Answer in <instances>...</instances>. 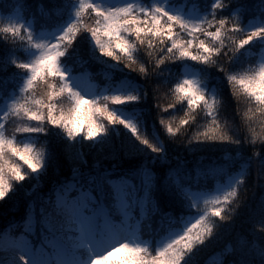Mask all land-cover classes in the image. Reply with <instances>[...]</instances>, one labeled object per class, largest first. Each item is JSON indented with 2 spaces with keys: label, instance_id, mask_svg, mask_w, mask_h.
Masks as SVG:
<instances>
[{
  "label": "trees",
  "instance_id": "obj_1",
  "mask_svg": "<svg viewBox=\"0 0 264 264\" xmlns=\"http://www.w3.org/2000/svg\"><path fill=\"white\" fill-rule=\"evenodd\" d=\"M79 1L0 0V28L8 23H16L10 16L14 11L21 10L23 16L32 23L34 43L36 35L50 33L59 27L67 29L74 23L77 18L72 20L70 15L74 7L79 9ZM143 1L151 3V0ZM174 1L186 5L188 9L199 8L203 13L202 21L210 19L214 14L218 18L234 20L241 26L243 34L256 29L250 26L252 21L264 20V0H224L225 6L219 10L215 7L218 0ZM85 16L86 22L91 24L92 17L87 14ZM239 35L242 34H237L234 39H238ZM33 43L27 42L26 37L24 40L12 41L0 33V102L17 89L28 73L19 64L28 63ZM262 45V37H256L233 55L231 60L222 57L219 63H226L232 74L250 68L257 70ZM142 49L143 46L138 47L135 58L138 63L149 68L151 74L147 77L130 69L123 61L101 53L91 33L84 31L61 57L60 65L68 67L72 73L89 71L101 86L109 88L107 93L95 98L102 99L115 94L140 96L139 100L123 104L109 103V107L123 120L134 123L142 136L161 151H153L149 145L142 143L124 124L108 123L106 132L88 139L83 134L69 137L63 128L51 125L50 122H28L24 126L45 129L28 133L34 137L37 151L42 153V165L36 171L25 166L26 179L13 181L12 190L0 201V236L6 232L15 237L26 233L38 243L45 242L41 233L33 234L27 230V219L33 212V206L40 216L45 217L53 211L50 201L55 199L62 185L80 179L81 184L87 187L93 178H110L129 180L128 188L133 195L136 194L131 199L134 211L132 224H141V234L156 241L199 212L192 193L216 190L227 178L244 170L245 174L230 191H223L219 195L222 198L240 187L239 198L244 202L233 219L222 221L214 217L219 230L216 231L214 227L215 234L206 243L189 252L182 264H220V261L223 264H264V255L259 251H241L238 247L241 237H247L250 241H264V232L257 227L264 224V145L248 141L241 115L247 112V108L244 104L238 105L228 74L217 66L188 58H176L153 65L152 57ZM186 66L199 71L204 82L208 81L206 90H202L206 96L215 97L220 102L217 115L222 126L225 123L233 125L228 133L233 139H192L207 126L206 112L197 116V122L189 128L179 125V119L187 112L186 101L167 108L165 101L174 99L168 89H174L176 83L185 79L183 68ZM123 81H128L130 86L120 92L117 86ZM159 85L162 86L158 93L161 97L160 105L157 100ZM122 111L129 112L132 118H124ZM248 118L253 121L256 132L264 133L261 127L264 116L248 113ZM166 120L174 127L179 126L181 131L169 133L164 123ZM10 125L9 130L21 126L17 120ZM185 132L187 134L184 136ZM24 134L16 131L10 138L19 144L23 142L24 138L21 137ZM77 171L82 176L77 177ZM146 194L147 204L143 209L142 200H139L145 199ZM107 200L114 222L111 230H119L125 224V213L113 207L111 199ZM212 207L211 202L206 204L205 216L211 212ZM54 230L71 246V254H75L76 258L88 260L91 257L88 245L77 247L75 237L78 233L74 228H69L62 218ZM229 246L233 248L232 252H227ZM148 251L158 253L156 247ZM0 264L23 263L16 256L11 258L9 252L0 248Z\"/></svg>",
  "mask_w": 264,
  "mask_h": 264
},
{
  "label": "snow or ice",
  "instance_id": "obj_2",
  "mask_svg": "<svg viewBox=\"0 0 264 264\" xmlns=\"http://www.w3.org/2000/svg\"><path fill=\"white\" fill-rule=\"evenodd\" d=\"M225 6L224 0H218L215 5L219 10ZM92 17L93 22H86V16ZM77 19L61 34L55 42H35L34 47L40 54L31 63H21L19 67L30 73L24 87V94L13 104L12 111L3 117L0 123V201L13 188V181H23L27 177L25 166L33 171L42 165L41 155L31 145H19L10 138L17 128L10 129L14 120L20 122L19 132L34 133L45 131L43 127L24 126L28 122H50L51 125L63 128L69 137L83 134L88 139H94L107 131V124H124L149 145L153 151L161 149L143 137L137 126L123 120L109 107L111 104H123L141 99L138 95H109L102 99H89L76 90L67 79V73L60 67V59L71 47L79 35L90 32L101 53L117 61H123L130 69L139 71L147 77L148 67L137 62L135 53L138 47L152 57L153 65L163 64L176 58H188L217 66L229 76L238 105L244 104L246 113H241L250 143L264 145V133L256 132L253 121L248 113L264 116V63L259 69H248L232 74L226 63L221 64V58L231 60L240 49L248 45L256 37H264V28H256L243 34L241 26L234 20L218 18L215 14L210 19L201 22H189L181 16L173 15L162 7L152 9L140 8L129 4L116 8H105L93 0H80ZM5 38L17 41L24 40L33 43L31 30L23 24L8 23L0 28ZM237 34L238 39H234ZM185 38H181V37ZM203 37V38H201ZM227 44V48H225ZM163 53V55H158ZM155 71V67L152 69ZM161 85L157 87V100ZM174 96L166 100L167 108L174 107L178 102H187V112L179 119V125L191 127L196 123V117L206 112L207 126L204 131L192 139L229 140L233 139L228 133L233 125H221L217 115L220 102L215 97L206 96L198 81L185 78L176 83L174 89H168ZM211 117V119H207ZM169 133L181 131L179 126H173L170 121H164ZM264 128V121L261 122ZM227 130V131H226ZM187 133H184V136ZM190 142V141H189ZM239 142V141H237ZM259 155V153H257ZM77 177L82 173L77 171ZM240 187L222 198L211 201L213 207L207 216L193 223L184 235L179 236L158 253L148 249L122 243L106 254L96 256L92 264H182L184 257L198 245L206 243L218 231V222L233 219L240 205L244 202L239 198ZM129 191L119 181L110 178L93 180L84 187L80 179L62 185L56 192L55 199L50 202L53 211L43 217L42 223L48 229L54 230L60 218L69 228L78 233L75 240L78 246L88 245L91 241L99 242L105 231L112 228V210L102 204V199H111L112 205L124 211L129 204ZM41 220L36 217L35 206L30 214L28 227L37 231ZM63 226V224H61ZM259 231L264 232V224H259ZM71 239V237H69ZM28 243L25 236L19 238L6 236L0 244L8 247H18ZM62 249L60 242L49 240ZM239 250L259 251L264 255V241H250L247 237L239 240ZM38 251H43L40 249ZM229 246L227 252H232ZM21 260L27 264L24 256ZM39 264V262H38ZM223 264V261H220Z\"/></svg>",
  "mask_w": 264,
  "mask_h": 264
},
{
  "label": "rangeland",
  "instance_id": "obj_3",
  "mask_svg": "<svg viewBox=\"0 0 264 264\" xmlns=\"http://www.w3.org/2000/svg\"><path fill=\"white\" fill-rule=\"evenodd\" d=\"M80 2V1H79ZM94 3L105 7V8H116V7H122L129 4L136 5L137 9L140 8H146L150 9V7H162L166 11L170 12L173 15L181 16L183 19L189 22H201L203 19V13L200 11L199 8H191L188 9L186 5H180L176 3L174 0H151V3L148 4L147 2H144L143 0H93ZM199 9V10H198ZM77 9L76 7L73 8V11L71 13V19L74 20L77 18ZM12 19L19 24L27 25L29 30H31L32 24L29 22L27 23V19L23 16V12L21 10L14 11L12 13ZM252 28H264V20L256 19L255 21L251 22ZM66 30V27H60L57 28L54 32L51 33H43L36 35L34 43L35 42H55V40ZM262 49L260 52V56L257 60V70L259 69V66L261 63H264V37H262ZM34 43L31 44L30 49L32 50V54L30 58L27 60L28 63H31L35 60V58L40 54V50L34 47ZM62 71L67 73V79L70 81L71 85L78 90L81 95L90 98V97H96L99 89L100 92L106 93L107 86L103 85L100 87L98 81H96L89 73H84L81 75H76V73H72L68 67H65L63 64L60 65ZM30 73L28 72L24 76V80L22 83L17 87V89L13 90L8 97L3 99L0 102V123L3 122V117L7 115L9 112L12 111L13 104L24 94V87L27 79L29 78ZM185 78H190L198 81L199 86L201 89L206 90L207 88V82H204V80L201 78V73L193 68H186L185 69ZM129 83L125 81L122 82V84L118 85L117 87L120 88V92L122 90L128 89ZM122 115L127 120H130L132 116L129 114V112L122 111ZM10 124H14V121H12ZM11 126V125H10ZM19 128H17V132ZM24 133V132H22ZM23 142L19 143L22 146L23 145H31L36 151L35 147V139L32 135L25 133L23 137ZM38 152V151H37ZM42 160V155H41ZM245 174V171H240L233 176H230L227 178V180L220 186L218 189L213 191H195L192 193V197L194 199V202H196L197 207L199 208V212L196 215H192L189 217L181 226L174 227L169 232L165 233L161 237H159L156 241L152 240L148 237H146L144 234H141V229L139 228V225H131L132 221L131 219L133 216V209L131 207L132 205V196H136L132 194V192L128 188V180L119 179L116 181H119L123 184V186L129 191V204L127 208L123 211L125 213V226H122L119 230L112 231L110 233V236H103L102 238H99V242L97 241H91L88 244V247L90 248L92 254L91 257L88 260H85L86 262H82L79 259H76L74 254H71L67 247H65L63 244L62 249L53 245V247L48 250L41 246H36L35 243H33L28 236H25L28 241H31L30 244L25 243L18 247H8L3 244H0L2 249H6L10 252V257H18L20 259L21 256L26 257L27 264H92V261L96 256L106 254L108 251H110L112 248L122 244V243H129L132 245L140 246L146 249H149L151 247H156L157 252H159L161 249L167 247L169 243L174 241L176 238H178L181 235H184L186 233V230L193 224L196 223L201 219V217H204L206 214V211L204 209L206 208V204L208 202H211L215 199L219 198V195L222 194L223 191H230V189L235 185V183L241 179V177ZM147 196L146 194L145 199H140L139 202L142 204V208H146L147 204ZM6 236H13L11 234H7ZM0 241H3L4 238ZM18 236L17 238H19ZM78 236V235H77ZM60 242L59 240H55ZM87 245L78 246L77 247L83 248ZM41 247V248H37ZM40 249H43V251H38ZM21 260V259H20ZM21 263L25 264V261L21 260Z\"/></svg>",
  "mask_w": 264,
  "mask_h": 264
}]
</instances>
